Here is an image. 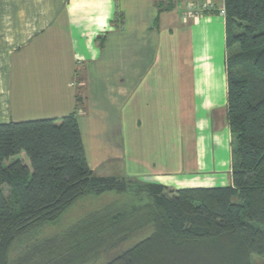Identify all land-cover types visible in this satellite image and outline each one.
Wrapping results in <instances>:
<instances>
[{
  "label": "crops",
  "instance_id": "obj_1",
  "mask_svg": "<svg viewBox=\"0 0 264 264\" xmlns=\"http://www.w3.org/2000/svg\"><path fill=\"white\" fill-rule=\"evenodd\" d=\"M205 1L0 0V124L75 113L98 177L231 185L226 19L182 17Z\"/></svg>",
  "mask_w": 264,
  "mask_h": 264
},
{
  "label": "trees",
  "instance_id": "obj_2",
  "mask_svg": "<svg viewBox=\"0 0 264 264\" xmlns=\"http://www.w3.org/2000/svg\"><path fill=\"white\" fill-rule=\"evenodd\" d=\"M224 4L233 50L232 184L166 192L154 183L98 177L75 113L61 123L0 124V264H131L149 245L185 248L205 238L215 239L216 264L264 259V0ZM88 197L110 200L54 234L46 231Z\"/></svg>",
  "mask_w": 264,
  "mask_h": 264
},
{
  "label": "rangeland",
  "instance_id": "obj_3",
  "mask_svg": "<svg viewBox=\"0 0 264 264\" xmlns=\"http://www.w3.org/2000/svg\"><path fill=\"white\" fill-rule=\"evenodd\" d=\"M233 52L232 49L229 50V54ZM57 123H61L59 120ZM25 158V163L29 165V160ZM8 198L10 197L9 192L6 190ZM167 195H170L167 193ZM110 200L105 198H95L88 197L84 200L80 201L76 204L70 211L67 213V216L62 219L59 225L55 227L51 226L46 228L47 232H52V234L60 231L65 228L67 225L72 224L71 222H75L77 218H81L85 214L98 209L100 206H104L107 201ZM136 206L139 204L138 202L134 203ZM76 219V220H75ZM215 239L205 238L200 239L199 241L192 242L185 248H171V246H166L164 243H160L157 247L149 245V247L143 249L140 253H136L133 255V259L131 260V264H216L218 262L219 256L215 253L216 251H212V246ZM138 241H133L131 245L137 243ZM198 243V244H197ZM195 244V245H194ZM152 247V248H151ZM107 260L102 259L95 264H105ZM264 262L263 258L254 257L252 264H262ZM130 264V263H128Z\"/></svg>",
  "mask_w": 264,
  "mask_h": 264
},
{
  "label": "built area",
  "instance_id": "obj_4",
  "mask_svg": "<svg viewBox=\"0 0 264 264\" xmlns=\"http://www.w3.org/2000/svg\"><path fill=\"white\" fill-rule=\"evenodd\" d=\"M218 12L222 17H226V7L225 4L220 7L215 4L213 0H206L203 4L199 2H191L188 4L183 11V20H190L204 16L208 13Z\"/></svg>",
  "mask_w": 264,
  "mask_h": 264
}]
</instances>
